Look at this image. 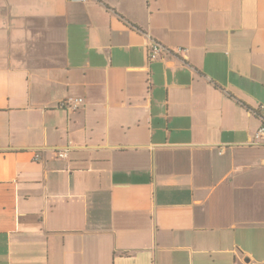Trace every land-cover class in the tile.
I'll list each match as a JSON object with an SVG mask.
<instances>
[{"label":"crops","instance_id":"1","mask_svg":"<svg viewBox=\"0 0 264 264\" xmlns=\"http://www.w3.org/2000/svg\"><path fill=\"white\" fill-rule=\"evenodd\" d=\"M261 104L264 0H0V264H264Z\"/></svg>","mask_w":264,"mask_h":264},{"label":"built area","instance_id":"2","mask_svg":"<svg viewBox=\"0 0 264 264\" xmlns=\"http://www.w3.org/2000/svg\"><path fill=\"white\" fill-rule=\"evenodd\" d=\"M76 1H82L83 2L86 0H76ZM170 51L171 50L167 46L160 44L155 39L151 38L149 40L148 53H149L150 59L154 60V59H158L159 57L165 58ZM174 51L182 54L184 58H187V55L185 54V51L183 48H177ZM83 103H84V99L81 97H77V98L69 97V98H65V99L61 100L59 102L58 108L65 109V110L78 109L81 106V104H83ZM260 113H261L260 117L262 118L263 122H262L260 128L258 129V131L256 132L255 136L257 139L264 136V104H261V106H260ZM35 152H36V159L40 160L41 151L36 150ZM69 152H70L69 146L55 149V153H56L57 157H60V158L68 157Z\"/></svg>","mask_w":264,"mask_h":264}]
</instances>
